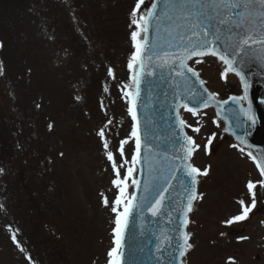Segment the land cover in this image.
<instances>
[{
  "label": "rangeland",
  "instance_id": "1",
  "mask_svg": "<svg viewBox=\"0 0 264 264\" xmlns=\"http://www.w3.org/2000/svg\"><path fill=\"white\" fill-rule=\"evenodd\" d=\"M144 1L0 0V264H108L134 176L129 63ZM195 66L217 96L236 90L215 63ZM183 120L200 146L192 165L208 169L188 225L187 264H264L254 164L211 113L184 112ZM250 181L255 208L226 224L241 200L251 204Z\"/></svg>",
  "mask_w": 264,
  "mask_h": 264
},
{
  "label": "water",
  "instance_id": "2",
  "mask_svg": "<svg viewBox=\"0 0 264 264\" xmlns=\"http://www.w3.org/2000/svg\"><path fill=\"white\" fill-rule=\"evenodd\" d=\"M170 2L177 3L178 0H158V7L154 9L153 4L157 0H148L142 13L147 17L151 11L153 16L150 20H141L140 49L136 51L130 82L129 103L136 112L133 125L137 133V183L133 184L128 214L123 222L126 226L119 238L122 264H186L185 255L179 257V251L184 247L186 234L188 241V217L191 213L187 211L191 191L188 172L191 169L188 168L190 156L187 150L192 149V144L187 141L184 124L180 123L183 110L193 108L196 113L212 111L224 134L247 154L251 153V158L255 157L252 159L260 174L264 168V25L258 15L264 11V5L257 2L247 8H233L226 12L220 9L221 15L202 18L201 23L219 36L213 47L221 55H228L236 49L246 35L255 41L250 48L245 46V51L237 49L233 64L245 77L247 87L241 83L240 76L229 71L226 76L236 91L225 98L215 95L204 107L200 103L201 96L206 97L205 89L212 92L192 66L193 62L214 60L224 71L228 66L218 56L193 54L204 50L195 46L201 37L191 35L190 22L178 8L169 7ZM236 13L243 14L244 23L239 28L235 27L240 22ZM222 19L224 24L220 23ZM245 92L247 100L233 99L244 96ZM249 102L251 114L256 118L254 124L247 119ZM224 128L229 130L225 132ZM261 176L260 195L264 212V175ZM165 187L168 191L158 206L160 211L153 215L149 209L160 199L158 194ZM198 187L199 177L195 185L197 194ZM195 202L192 201V210Z\"/></svg>",
  "mask_w": 264,
  "mask_h": 264
},
{
  "label": "snow or ice",
  "instance_id": "3",
  "mask_svg": "<svg viewBox=\"0 0 264 264\" xmlns=\"http://www.w3.org/2000/svg\"><path fill=\"white\" fill-rule=\"evenodd\" d=\"M143 0H138L137 3V8L140 7V3H142ZM259 3L261 5H264V0H178L177 3H169V7H175L178 8L181 12V15L188 20L189 23V31L191 33L192 36H200L201 40L195 45L196 47H199L201 49H204L203 51H199V52H193L194 55H200V56H204V55H213V56H218L219 59L221 61H223V63L225 65H227L228 67L225 68V71L222 73V77L226 76V74L229 71H234L235 74L237 76H240L241 78V83L245 86V88L247 87L246 85V81H245V77L242 75V73L240 71H238L235 67H233L236 55H237V49L239 51H245V46H248V48L251 47V44L255 43V41L252 39L251 36L246 35L245 38H242L239 42V44L237 45L236 49H233L230 53H228V55H221L219 54V52L217 50L214 49V45L216 43L217 40H219V36L210 32L207 25H203L201 23L202 18H207L209 16L212 15H221V11L220 9H223L225 12L227 10H231L233 8L235 9H240L242 7L247 8L250 5H253L255 3ZM158 7V0L157 3L153 4V8H157ZM133 15H135V12H133ZM235 15L240 17V22L235 24L236 28H239L243 23V14L242 13H236ZM261 17L260 23L262 25H264V11H261L258 14ZM153 16V13L150 11L147 15V17L145 16H141V20H150ZM133 23L137 24L138 27H140V24L138 23V21L134 20ZM221 24L225 23V20H221L220 21ZM182 27V25H180ZM146 30V29H145ZM209 37H212V39H210ZM132 38L134 41H136V46L139 52L140 49V43L137 41V33L133 32L132 34ZM225 51L227 52V49H225ZM135 58V56L133 57ZM129 68H132V63H129ZM189 72H192L193 75H197L198 74L196 72L193 71V69L188 68L187 69ZM110 74H111V70H110ZM201 83H203V81H201ZM205 92L207 93L206 97L201 96L200 98V103L204 106L207 107L208 106V101L211 100L216 94L215 93H210L207 92V90L205 89ZM233 99H240V100H247V93L245 92V95L242 97H238V98H233ZM251 103H248V113H247V119L249 121H251L252 124L255 123V116L253 114H251ZM188 111L193 112V115L196 114L195 109L193 108H188ZM129 112L132 114L133 120L136 119V112L134 110V107H130L129 108ZM181 124H184L185 122L183 120L180 121ZM199 128H195L193 129V131L199 132ZM229 129L228 128H224V131L227 132ZM101 135H103V132L101 131ZM133 135H137L135 129L133 131ZM215 138V133L212 134V137L208 138V143L205 145V149H206V153L210 154L211 152V143H212V139ZM187 141L190 142L191 144L194 145V148L192 149H188V155L190 156L192 151H194L195 148H199L200 146L195 144V141L193 140V138L191 136H187ZM126 141H123V143H125ZM105 147H107V145H105ZM140 149V141L139 138H137V150L139 151ZM121 154H123V149L121 148ZM250 157L252 156L251 153L248 154ZM108 158L109 160L113 159V155L111 152L108 153ZM253 159H255V157H252ZM136 160V157H133V161ZM113 167L115 168L116 165L115 163L113 164ZM259 167V165H258ZM188 168L191 169L190 172H188V175L191 177V191L190 194L188 196V205H187V211H192V201L196 200L198 198V194L195 191V185L197 183V177L198 176H203V175H207L208 174V169L205 168L203 171H201V169L194 167L192 165H188ZM133 169L129 168L128 170V176H126L124 179L125 181L128 179L129 176L132 175ZM261 174L264 175V168H261ZM117 176L119 177V172L117 171ZM114 184L117 185V187H120L121 184L123 183L122 181L118 179L113 181ZM133 184H136V180L133 179L132 180ZM169 184L170 187V181L167 182ZM264 186V185H262ZM256 188V184H254L253 182H249L248 183V189L250 191V193L252 194V200H251V204L245 206V202L243 200L240 201V204L242 205V211L240 214L231 217L229 220L225 221L226 224H233L236 222H241V221H245L248 219L249 217V213L253 210V208H255L256 206V199H255V191L254 189ZM125 191V189L123 187H121V192L123 193ZM168 191V188L165 187L158 195L160 197V199H157L155 201V203L150 207V211L152 212L153 215H157L158 212L160 211V208L158 207L159 205L162 204V201L164 199V194ZM108 201L107 199H105V204H107ZM115 205H120L122 203V198L121 196H118L116 201L114 202ZM113 212L117 211L116 207L112 208ZM128 214V210L127 208H125V211L123 214H118L117 216V220H116V229H114V232L116 233L117 239L114 241L115 244L117 245L116 247H113L109 253V261L108 264H122V260H121V252L119 251V245H120V233L123 231V228L126 226L124 223H122L121 220V216H123L125 219L127 217ZM223 235V234H222ZM12 239L15 241V235L13 234ZM238 240H244L247 239V237H238ZM19 242H17L18 244ZM193 246L188 243L187 241V234L184 240V247L179 251V257H183L186 254V249H191ZM21 251H23V248L20 249ZM30 259V257H29ZM233 258H229V260L231 261Z\"/></svg>",
  "mask_w": 264,
  "mask_h": 264
},
{
  "label": "bare ground",
  "instance_id": "4",
  "mask_svg": "<svg viewBox=\"0 0 264 264\" xmlns=\"http://www.w3.org/2000/svg\"><path fill=\"white\" fill-rule=\"evenodd\" d=\"M231 206V200H228L227 203L225 204L224 208L228 209Z\"/></svg>",
  "mask_w": 264,
  "mask_h": 264
}]
</instances>
